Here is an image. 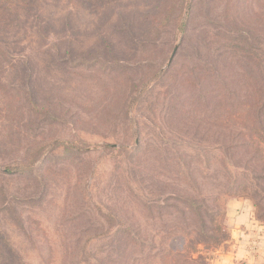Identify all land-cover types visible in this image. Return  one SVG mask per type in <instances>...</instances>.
<instances>
[{
	"label": "rangeland",
	"instance_id": "obj_1",
	"mask_svg": "<svg viewBox=\"0 0 264 264\" xmlns=\"http://www.w3.org/2000/svg\"><path fill=\"white\" fill-rule=\"evenodd\" d=\"M26 1L0 22V264H191L194 242L264 264V166L233 145L252 126L193 107L217 76L258 109L264 0ZM187 198L224 213L220 246Z\"/></svg>",
	"mask_w": 264,
	"mask_h": 264
},
{
	"label": "trees",
	"instance_id": "obj_2",
	"mask_svg": "<svg viewBox=\"0 0 264 264\" xmlns=\"http://www.w3.org/2000/svg\"><path fill=\"white\" fill-rule=\"evenodd\" d=\"M20 0H0V22L3 21L6 22V18H13L14 20L17 19V12H18V6L17 3ZM28 2L26 0H21ZM83 4H88V3H97L101 0H80ZM189 3L187 4V6ZM234 41H237V38L233 39ZM232 50L233 55H238L239 54V46H237L236 43L230 44L229 46ZM252 49L253 46H251ZM245 55H246V50H244ZM249 53V56L251 54V50H247ZM172 66V65H171ZM169 67V69L171 68ZM218 67V68H217ZM209 68V67H208ZM167 69L165 68L163 70H160L158 73L154 74L152 79H158L164 75L167 74ZM210 69L217 71L216 69H219V65L216 64L215 68H212L210 66ZM217 76H212L211 77V85L212 87L215 88L214 92H218L217 95L210 96L209 89H207V86H202L200 90L196 89L194 91V113L198 111H202L200 106H205V107H211V111L218 117L219 115L225 116V120L227 121H232L236 118L242 119L244 126H252L250 129L247 131L240 130L236 136L235 142L236 147L242 146V148H245L247 154L249 153L253 154L251 161L256 162L259 165L264 166V96L260 97L259 100L261 101L259 103L258 109L253 112V113H245L238 108H236V111H234L233 107L238 106L237 102V95L229 89L228 83H226L222 78H219ZM149 82H142L141 88L139 91H143L147 88V85ZM264 86V80H261L260 83H258V87ZM134 86L136 89L139 88L140 83L136 84L134 81L131 82V87ZM194 87H197L198 85H193ZM133 88V87H132ZM131 88V91H132ZM231 94V96H229ZM139 95L135 96L132 94L129 100L126 102V107L127 109L131 110L132 107L135 105L137 98ZM190 96H192L190 94ZM193 97V96H192ZM239 107V106H238ZM174 108L179 112H183L182 107L179 108L177 107V104L174 105ZM240 108V107H239ZM175 110V111H176ZM176 111V112H177ZM200 111V112H201ZM250 123V124H249ZM249 124V125H248ZM59 142V141H58ZM71 146V147H68ZM65 149L68 151L69 149L73 147L77 148L73 144H69ZM107 147H112L111 144H106ZM20 165H18L16 168H10L11 172L13 170H23L20 169ZM255 177H258V180L263 181L264 183V167H262L259 172H255ZM254 186H256L255 194L256 196L261 194L260 185L262 183H256L251 180L250 182ZM245 190V189H244ZM235 196L241 195V194H234ZM254 196V197H256ZM264 197V196H262ZM186 203L192 207L195 211V213L199 216L201 223L203 225L204 231L203 232V237H205L206 243L210 244L212 247L220 246L223 242H225L229 237L230 234L227 231L225 224H224V213L222 211L215 210L213 207H211L209 204L206 202L200 203L197 202L196 199L194 198H187ZM256 205V204H255ZM204 212V213H203ZM207 221L210 222V225H207ZM209 228L207 231L206 229ZM196 242L189 244V249L186 251L187 255L190 258L191 264H202L200 261L202 260L201 257H198L197 259L193 258V253L196 252ZM184 246H182L183 248ZM185 248H183L184 250Z\"/></svg>",
	"mask_w": 264,
	"mask_h": 264
}]
</instances>
